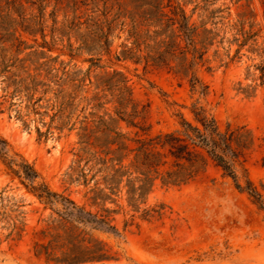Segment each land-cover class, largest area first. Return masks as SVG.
<instances>
[{"label": "rangeland", "instance_id": "1", "mask_svg": "<svg viewBox=\"0 0 264 264\" xmlns=\"http://www.w3.org/2000/svg\"><path fill=\"white\" fill-rule=\"evenodd\" d=\"M116 1L0 0V23L8 28L0 24V134L52 189L99 214L113 210L120 234L95 235L115 258L83 264H264V208L212 160L187 183L157 179L139 209L128 201L126 180L115 201L91 199L105 187L91 143L114 134L102 121L135 146L138 137L180 129V112L194 122V103L246 143L240 179L246 172L264 197V0H171L194 32L191 44L176 37L167 64L143 56L165 50L170 30L140 38L138 47L130 17L122 16L104 43L92 22L103 19L105 3L116 12ZM164 9L173 15L171 6ZM127 48L142 58L124 57ZM123 84L127 113L145 108L136 125L117 113ZM55 216L0 159V264H55L35 253L36 241L47 243L56 231Z\"/></svg>", "mask_w": 264, "mask_h": 264}, {"label": "trees", "instance_id": "2", "mask_svg": "<svg viewBox=\"0 0 264 264\" xmlns=\"http://www.w3.org/2000/svg\"><path fill=\"white\" fill-rule=\"evenodd\" d=\"M134 3V9L128 10L124 3L117 0L118 10L112 12L113 5L106 3L102 9L103 19L95 20V31L104 38V43L109 45V33L113 25L120 17H130V36H134V42L139 47V39L153 35L165 34L168 41L162 40L166 46L163 51L157 54H145L143 57L154 64H167L166 52L173 55L176 44V37L182 35L186 41L193 42L194 27L189 23V17L184 9L178 4H172L171 0H130ZM166 6L172 7V16L165 11ZM1 18L3 16L0 15ZM4 21V20H2ZM125 23V20L121 22ZM1 24V23H0ZM177 24V29H172ZM3 28L5 25L1 24ZM146 25L144 33L139 28ZM151 25L160 26L150 33ZM107 28L105 30L104 28ZM97 29V30H96ZM178 31V33L176 32ZM101 40V39H99ZM146 46H149L147 43ZM124 57H135L141 59L131 48L122 51ZM121 55H118V57ZM192 59L186 66L189 71L194 65ZM7 66V65H5ZM6 67L3 68L5 70ZM110 87L119 85L106 80ZM191 84L193 89L200 85L199 78L192 73ZM120 96V107L117 108L119 119L127 120L136 125L135 118L145 112V108L138 110L133 106V112L127 113L124 105L128 86H118ZM204 91V89H202ZM194 122L187 119L183 112H180L181 128L158 132L154 136L136 138V145L132 146L124 133L105 125V130L114 132L107 134L103 141H96L94 146L97 150L92 152V158L96 159L100 171H103L104 188L95 191L91 196L92 203L104 204L106 199L115 201L114 195L122 190V182L126 180L129 203L135 208H140V202L144 201L146 194L152 189L155 181L160 179L164 185H181L193 179L212 160L221 167L223 173L233 178L235 185L241 191L247 192L250 197L261 208H264V197L257 186L244 172V182H241L238 172V165L242 164L245 142L238 141L234 131H222L216 119L203 106L196 103L192 106ZM145 129L144 127H142ZM90 144L89 141H81ZM87 151V146H83ZM0 159L14 175L18 176L22 183L33 192L38 199L56 213L53 218L55 232H50V239L47 243L36 241L35 253L44 255L46 260L55 264H83L99 262L115 258L106 246V243L95 235L96 231L120 234L113 218L109 213L110 208H103L108 213L99 214L84 204L78 203L70 195L52 189L44 180L40 172L19 152H13L12 147L2 134H0ZM90 160V159H89ZM244 171L246 169L244 168ZM108 188V191H104Z\"/></svg>", "mask_w": 264, "mask_h": 264}]
</instances>
